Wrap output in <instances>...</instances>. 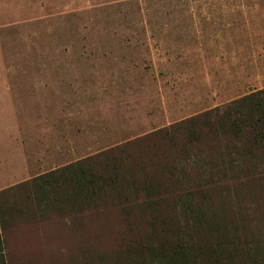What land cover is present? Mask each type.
<instances>
[{
    "label": "rangeland",
    "instance_id": "1",
    "mask_svg": "<svg viewBox=\"0 0 264 264\" xmlns=\"http://www.w3.org/2000/svg\"><path fill=\"white\" fill-rule=\"evenodd\" d=\"M16 46L32 78L33 179L99 153L128 173L86 207L1 191L6 264L110 262L183 207L234 213L220 264L264 246V168L222 163V135L182 136L264 89V0H16Z\"/></svg>",
    "mask_w": 264,
    "mask_h": 264
},
{
    "label": "trees",
    "instance_id": "2",
    "mask_svg": "<svg viewBox=\"0 0 264 264\" xmlns=\"http://www.w3.org/2000/svg\"><path fill=\"white\" fill-rule=\"evenodd\" d=\"M187 124L182 134L185 145L201 143L208 135L218 140L222 135L229 139L224 144L222 163L238 169L246 163L264 168V159L256 154L264 155V89L236 99L221 110L192 117ZM103 156L106 154L86 157L35 177L28 197L41 209L95 203L104 191L113 188L123 171L128 173L119 160ZM233 216L227 207H183L157 226L149 223L141 240L127 245L113 261L101 264H220L222 254L230 259L234 253L227 248L233 241L227 239L230 229L224 225ZM232 228L237 229L235 225ZM0 264H6L1 236Z\"/></svg>",
    "mask_w": 264,
    "mask_h": 264
},
{
    "label": "crops",
    "instance_id": "3",
    "mask_svg": "<svg viewBox=\"0 0 264 264\" xmlns=\"http://www.w3.org/2000/svg\"><path fill=\"white\" fill-rule=\"evenodd\" d=\"M17 56L16 0H0V192L33 179L32 78ZM242 260L264 264V246L248 248Z\"/></svg>",
    "mask_w": 264,
    "mask_h": 264
}]
</instances>
